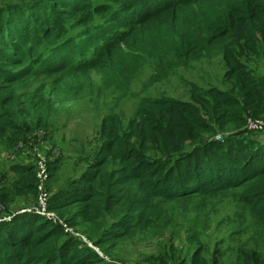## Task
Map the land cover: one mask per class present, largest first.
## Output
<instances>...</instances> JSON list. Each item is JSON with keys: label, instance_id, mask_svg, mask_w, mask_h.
Returning <instances> with one entry per match:
<instances>
[{"label": "trees", "instance_id": "trees-1", "mask_svg": "<svg viewBox=\"0 0 264 264\" xmlns=\"http://www.w3.org/2000/svg\"><path fill=\"white\" fill-rule=\"evenodd\" d=\"M135 37L156 45L159 62L193 52L222 57L224 86L192 84L189 100L143 99L127 126L106 116L92 164L53 190L51 210L82 206L67 221L95 227L94 245L109 256L154 229L161 219L157 200L242 190L234 237L247 239L236 264H264V132L246 122L264 117V0H0V146L20 153L0 171V209L7 213L0 218L15 216L17 205L37 196L34 166L21 161L33 133L49 137L56 105L92 97L95 77L113 78L126 50L146 57L149 49L132 46ZM59 166V159L50 166V191ZM196 257L191 264H211ZM105 263L37 215L0 222V264Z\"/></svg>", "mask_w": 264, "mask_h": 264}, {"label": "rangeland", "instance_id": "rangeland-1", "mask_svg": "<svg viewBox=\"0 0 264 264\" xmlns=\"http://www.w3.org/2000/svg\"><path fill=\"white\" fill-rule=\"evenodd\" d=\"M131 41L132 46L138 44L149 49L148 55L134 58L126 50L113 78L96 76L99 89L92 97L56 105L48 117V122L52 124L50 138L45 134L43 140L39 141L37 137L38 146L44 141L60 154V172L52 179L51 195H54L53 190L58 185L60 189L64 188L68 179L74 180L88 170L92 164L93 151L100 143L99 126L106 116L116 115L127 126L143 99L166 96L189 100L192 84L200 87L224 86L226 70L222 57L210 58L193 52L184 60L168 56L159 62L155 56L157 48L154 43L140 37ZM46 81L43 79L40 83ZM224 136L219 134L217 138ZM1 149L0 146V171L6 172L10 162L4 159H8L10 154ZM44 154L51 156L47 150ZM25 155L28 157L27 162L31 163L30 154ZM241 192L230 190L216 197L180 202L157 200L155 203L160 206L161 219L154 224V229L138 232L131 240L116 246L109 256L94 245L99 234L95 227L89 224L75 226V222L67 221L76 218L82 206L56 214L106 260L105 264H191L195 256L204 261L208 259L211 264H216L217 260L221 264H236L239 248L247 239L237 242L234 237V233L241 229V225L234 222L242 213L238 201ZM36 204L37 196L34 200L20 203L13 209L15 216L25 214L21 212ZM52 204L50 202V209ZM4 210L0 209L3 216L7 215ZM15 216H8L5 221L9 222ZM76 221H80V218Z\"/></svg>", "mask_w": 264, "mask_h": 264}, {"label": "built area", "instance_id": "built-area-1", "mask_svg": "<svg viewBox=\"0 0 264 264\" xmlns=\"http://www.w3.org/2000/svg\"><path fill=\"white\" fill-rule=\"evenodd\" d=\"M247 128L252 132H264V119L258 120V119H247ZM45 134L43 132H38L34 134L30 138V143L28 145V150L21 158V161L25 160V163L27 162V156L25 154H30L32 157V164L35 169V177L37 182V204L36 206L32 208H28L23 210L21 213H28V214H34L39 217H42L46 219L47 221L52 222L55 225H58L63 228L64 232L70 236H73L75 238H78L82 240L84 243L87 244V241L79 234L73 230L67 221L61 219L55 211H52L49 208L50 202H51V193L48 189V185L50 183V162H54L58 159L60 156L58 150L54 147V149L50 148L47 143L42 142L41 146H38L36 144V140L38 137L39 141H42ZM35 137V138H34ZM219 141H223V138H219ZM23 146V145H21ZM47 150L51 153L50 157H47L44 152ZM18 154H10L8 159H4L6 162H15V160L18 158ZM5 221V219L1 220L0 222ZM88 245V244H87ZM92 247L91 245H89Z\"/></svg>", "mask_w": 264, "mask_h": 264}, {"label": "bare ground", "instance_id": "bare-ground-1", "mask_svg": "<svg viewBox=\"0 0 264 264\" xmlns=\"http://www.w3.org/2000/svg\"><path fill=\"white\" fill-rule=\"evenodd\" d=\"M48 136V135H47Z\"/></svg>", "mask_w": 264, "mask_h": 264}]
</instances>
